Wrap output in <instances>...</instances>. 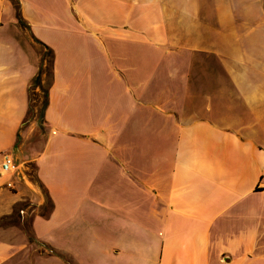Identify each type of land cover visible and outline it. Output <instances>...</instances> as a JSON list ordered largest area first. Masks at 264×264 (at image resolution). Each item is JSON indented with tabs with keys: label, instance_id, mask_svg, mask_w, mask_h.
I'll return each instance as SVG.
<instances>
[{
	"label": "crops",
	"instance_id": "crops-1",
	"mask_svg": "<svg viewBox=\"0 0 264 264\" xmlns=\"http://www.w3.org/2000/svg\"><path fill=\"white\" fill-rule=\"evenodd\" d=\"M262 176L264 0H0V264H264Z\"/></svg>",
	"mask_w": 264,
	"mask_h": 264
},
{
	"label": "trees",
	"instance_id": "trees-1",
	"mask_svg": "<svg viewBox=\"0 0 264 264\" xmlns=\"http://www.w3.org/2000/svg\"><path fill=\"white\" fill-rule=\"evenodd\" d=\"M17 16L21 26L28 28V24L21 16L20 9L17 10ZM35 41L41 48V62L39 72L30 86L29 113L30 115L38 113L41 120L44 121V113L49 101V88L52 83L54 51L47 44L37 39H35ZM28 119L29 117L26 118L25 122H27ZM40 128L43 129V126L40 125Z\"/></svg>",
	"mask_w": 264,
	"mask_h": 264
},
{
	"label": "built area",
	"instance_id": "built-area-1",
	"mask_svg": "<svg viewBox=\"0 0 264 264\" xmlns=\"http://www.w3.org/2000/svg\"><path fill=\"white\" fill-rule=\"evenodd\" d=\"M2 173L11 175V178L6 181V185L10 188H14V180L13 177L21 174L22 166L15 159L14 155L11 152H5L2 155ZM260 189H264V176L261 177L260 182L258 184Z\"/></svg>",
	"mask_w": 264,
	"mask_h": 264
},
{
	"label": "rangeland",
	"instance_id": "rangeland-1",
	"mask_svg": "<svg viewBox=\"0 0 264 264\" xmlns=\"http://www.w3.org/2000/svg\"><path fill=\"white\" fill-rule=\"evenodd\" d=\"M43 139L44 138L43 135L40 133V130H36V132L32 133V135L29 138H26L24 145L33 148L36 151L35 152L36 154L42 146ZM83 264H96V263H92L89 256L85 255ZM106 264H111V263H106Z\"/></svg>",
	"mask_w": 264,
	"mask_h": 264
}]
</instances>
